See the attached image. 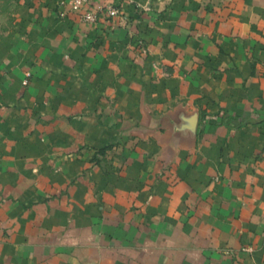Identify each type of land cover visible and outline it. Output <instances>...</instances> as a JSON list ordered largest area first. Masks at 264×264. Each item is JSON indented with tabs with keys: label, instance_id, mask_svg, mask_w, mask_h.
<instances>
[{
	"label": "crops",
	"instance_id": "crops-1",
	"mask_svg": "<svg viewBox=\"0 0 264 264\" xmlns=\"http://www.w3.org/2000/svg\"><path fill=\"white\" fill-rule=\"evenodd\" d=\"M61 1L0 0V264H264V0Z\"/></svg>",
	"mask_w": 264,
	"mask_h": 264
},
{
	"label": "built area",
	"instance_id": "built-area-1",
	"mask_svg": "<svg viewBox=\"0 0 264 264\" xmlns=\"http://www.w3.org/2000/svg\"><path fill=\"white\" fill-rule=\"evenodd\" d=\"M93 0H66L61 1L60 4H67L70 10L78 12L82 21L87 23H95L98 19L99 13H104L109 17L120 16V9L118 5L114 4L115 0H107L103 2H98L94 5L93 10H87L86 7ZM26 83V81H24Z\"/></svg>",
	"mask_w": 264,
	"mask_h": 264
}]
</instances>
